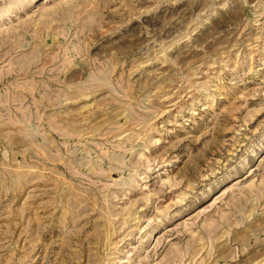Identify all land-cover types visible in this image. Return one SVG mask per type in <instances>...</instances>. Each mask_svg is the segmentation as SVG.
<instances>
[{
  "label": "rangeland",
  "instance_id": "rangeland-1",
  "mask_svg": "<svg viewBox=\"0 0 264 264\" xmlns=\"http://www.w3.org/2000/svg\"><path fill=\"white\" fill-rule=\"evenodd\" d=\"M0 264H264V0H0Z\"/></svg>",
  "mask_w": 264,
  "mask_h": 264
}]
</instances>
